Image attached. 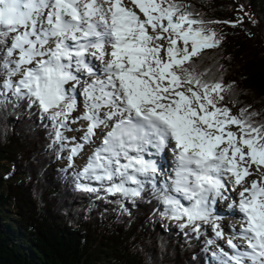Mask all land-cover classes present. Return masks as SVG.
I'll list each match as a JSON object with an SVG mask.
<instances>
[{
    "label": "snow or ice",
    "instance_id": "obj_1",
    "mask_svg": "<svg viewBox=\"0 0 264 264\" xmlns=\"http://www.w3.org/2000/svg\"><path fill=\"white\" fill-rule=\"evenodd\" d=\"M133 3L142 16L124 0H0V109L38 118L74 191L129 216L125 201H155L153 215L186 241L211 226L205 264H264V172L250 179L264 168V124L218 106L234 82L196 70L222 38L177 0ZM233 215L231 251H210L225 240L218 221Z\"/></svg>",
    "mask_w": 264,
    "mask_h": 264
},
{
    "label": "trees",
    "instance_id": "obj_2",
    "mask_svg": "<svg viewBox=\"0 0 264 264\" xmlns=\"http://www.w3.org/2000/svg\"><path fill=\"white\" fill-rule=\"evenodd\" d=\"M177 2L222 38L196 59L205 80L234 82L218 106L234 115L247 108L256 113L253 122L264 124V0ZM39 123L0 109V167L8 166L0 172V264H205L206 232L186 241L153 215L155 201L134 207L125 201L129 216L95 194L74 191L59 163L66 159L46 150L47 130Z\"/></svg>",
    "mask_w": 264,
    "mask_h": 264
},
{
    "label": "rangeland",
    "instance_id": "obj_3",
    "mask_svg": "<svg viewBox=\"0 0 264 264\" xmlns=\"http://www.w3.org/2000/svg\"><path fill=\"white\" fill-rule=\"evenodd\" d=\"M124 5H125L126 7H128V8H130V9H132L133 11H139V12H140L138 6L135 5V4L133 3V0H129V2H127V3L124 4ZM139 14L142 15L141 12H140ZM78 100H79V101H80V100L82 101L83 99H82V97L78 96V97H77V103H78ZM80 107H81V108H80ZM82 112H83V105L80 106V104H78L77 110H76L75 112H73L72 117L75 118L77 115H80ZM78 124H79V122H78L76 125H73V128H76V126H77ZM77 128H79V127L77 126ZM231 130H233V131H238V129H237L236 126H232V129H231ZM81 132H82V131H81ZM66 135H68L69 137L74 136V135H75V131H73V132H68V133H66ZM84 156H85V157H84ZM167 156H169V158H171L170 154H168ZM86 160H87L86 155H83V154H82L81 156L75 158V166H76L77 168H80L84 163H86ZM3 163H4V164H7L6 161H4ZM59 163H60V165H64V164H65V162H59ZM7 165H8V164H7ZM7 167H8V166H7ZM7 167H0V172H4V171L6 170ZM255 173H256V172H255ZM259 176H260V173H259ZM259 176H258V178H259ZM258 178H253V179H258ZM183 202H184V201H183ZM185 203H187V202H185ZM225 203H227V202H225ZM230 220H231V219H230ZM228 221H229V217H228V216H225L223 219H221V220L218 221V222L221 224V227L224 228L225 235H231V233H228V232H230L229 228L227 227V225H228ZM226 222H227V223H226ZM231 222L234 223V222H236V220H231ZM237 223H238V221H237ZM227 230H229V231H227ZM226 231H227L228 234H226ZM205 232H206V236H208L209 239L214 238V237H213V233H212V231H211V226H206V227H205ZM225 239H226V238H225ZM217 246L224 248V250H225L226 252H230V251H231V250L226 246V242H225V240H216L215 244L211 245L210 248H211L212 251H214V250H216ZM108 263H109V262H108Z\"/></svg>",
    "mask_w": 264,
    "mask_h": 264
},
{
    "label": "bare ground",
    "instance_id": "obj_4",
    "mask_svg": "<svg viewBox=\"0 0 264 264\" xmlns=\"http://www.w3.org/2000/svg\"><path fill=\"white\" fill-rule=\"evenodd\" d=\"M127 2H129V0H124V4H126ZM136 12H137L138 15H140L139 14L140 13L139 11H136ZM78 104H80V106H82L83 105V100L82 101L81 100L80 101L78 100ZM80 123L81 122H79V124L77 125L78 127H80ZM82 123H85L86 124V122H82ZM77 126H76V128H77ZM80 135H82V132H75V135L74 136L79 137ZM167 155H168L167 152H165L163 156H159L158 157V160H159V163L160 164L165 165L166 170L169 171V174L171 175L172 173H171L170 170H171V168L173 166L174 161L172 159V156H171V158H169V156H167ZM86 157H87V155H86ZM260 172H264V168H261L259 172L254 173V175L250 179L258 178ZM228 217H229L228 224H237L238 225L237 221L239 220V216L233 215V216H228ZM233 218L236 219V222H234V223L231 222V220H233ZM227 231H229V230H227ZM227 231H226V234L231 233V232H228L227 233ZM227 236L228 235H225V238H227ZM225 241H226V239H225Z\"/></svg>",
    "mask_w": 264,
    "mask_h": 264
}]
</instances>
